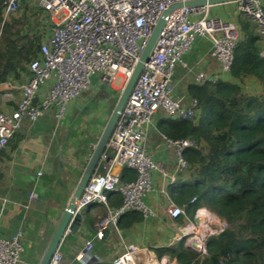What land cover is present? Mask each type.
Returning a JSON list of instances; mask_svg holds the SVG:
<instances>
[{"label":"built area","instance_id":"obj_1","mask_svg":"<svg viewBox=\"0 0 264 264\" xmlns=\"http://www.w3.org/2000/svg\"><path fill=\"white\" fill-rule=\"evenodd\" d=\"M177 1L185 0H3L4 19L15 16L24 2L38 5L49 31L40 43L38 56L28 64L27 79L20 84L6 82L0 86V151L22 129L24 118L33 124L46 112L53 111L58 127L69 103L97 83L114 90L116 79L121 77L123 88L160 14ZM224 4L232 5L233 13L229 16L212 12L214 5L181 7L169 14L105 145L98 168L75 201V212L82 213L93 204H103L107 209L96 224L94 237L85 240L77 250V259L87 258L94 248V239H103L108 228L113 226L118 230V221L125 213L137 211L144 219L157 215L145 202V197L155 191L154 171H159L172 183L176 181L175 175L167 177L166 165L156 162L148 151V127L160 109L177 119H196L197 99L183 103L177 97L174 82L176 67L186 65L185 55L195 39L208 38L210 55L219 63L216 72H200L197 81L215 83L235 81L231 70L241 36V16L256 23L264 36V0H235ZM12 101H16L15 106L11 105ZM165 140L168 146L175 148L177 172L186 171L188 163L183 152L196 142L191 138ZM93 150L85 154V165ZM123 168L135 171L136 178L123 180L120 174ZM42 174L43 170L37 172L35 186L40 184ZM108 193L120 194L122 203L110 205ZM35 196L33 189L29 198ZM167 214L172 219L187 217L185 206L175 203L169 206ZM197 217L196 222L202 220L206 228L197 225L199 230L194 235H199V239L189 241L190 236L186 245L196 247V251L204 255L208 237L223 232L227 222L214 212L210 217L199 212ZM191 225L192 230H188ZM181 228L178 240L191 235L195 225L191 222ZM69 234L71 229L67 227L64 238ZM22 236L20 228L9 237L0 236V264L21 261L25 250ZM110 262L170 264L166 257L157 258L147 244L138 242H124L122 251ZM49 264H65L64 254L57 249Z\"/></svg>","mask_w":264,"mask_h":264},{"label":"trees","instance_id":"obj_2","mask_svg":"<svg viewBox=\"0 0 264 264\" xmlns=\"http://www.w3.org/2000/svg\"><path fill=\"white\" fill-rule=\"evenodd\" d=\"M2 3L0 0V86L27 79L28 64L38 56L44 37L28 29L27 12L4 19ZM240 26L231 70L235 81L196 86V119H177L165 130L170 139L196 142L183 152L188 168L178 172L170 185L171 200L185 206L190 220L206 207L226 221L227 227L208 237L204 255L187 246L184 237L155 248L157 257H168L170 264H264V36L251 20ZM249 80L259 85L258 92L249 91ZM136 175L128 168L121 171L123 180H133ZM108 198L110 205L122 203L120 194L108 193ZM143 221L142 213L130 211L119 219L118 228L130 229ZM83 260L84 264H111L88 257Z\"/></svg>","mask_w":264,"mask_h":264},{"label":"crops","instance_id":"obj_3","mask_svg":"<svg viewBox=\"0 0 264 264\" xmlns=\"http://www.w3.org/2000/svg\"><path fill=\"white\" fill-rule=\"evenodd\" d=\"M212 12L229 16L232 5H214ZM210 48L208 38L197 37L185 55L186 65L176 67L177 97L185 104L194 98L193 90L201 84L197 75L200 72L212 74L219 68L218 61L210 55ZM250 82L258 92L260 87L254 80L248 81V88ZM15 93L18 97L16 90ZM117 96L118 90H109L97 83L92 90L83 92L69 103L58 127L53 111L46 112L33 124L24 118L22 129L0 151V236L9 237L17 229H22L25 250L18 264H38L41 259L85 169V154L98 143ZM10 103L16 105V101ZM175 120L177 118L160 109L148 127L146 146L156 162L166 165L167 177L175 175L177 179L175 148L168 146L165 140L168 138L165 130ZM39 170H43V174L39 177L40 184L35 186ZM153 179L155 191L145 197V202L157 211V215L130 229L117 230L111 226L103 239H94V248L88 258L110 262L122 251L124 242L145 243L152 250V247H165L178 240L182 224L167 214V209L174 203L169 195L173 183L159 171L153 172ZM33 189L36 196L30 199L29 192ZM83 213L78 231L65 236L58 247L64 254L65 264L85 263L76 258L77 250L85 240L94 237L96 224L105 213V205L93 204Z\"/></svg>","mask_w":264,"mask_h":264},{"label":"water","instance_id":"obj_4","mask_svg":"<svg viewBox=\"0 0 264 264\" xmlns=\"http://www.w3.org/2000/svg\"><path fill=\"white\" fill-rule=\"evenodd\" d=\"M235 0H185V1H177L169 5L159 16L156 24L154 25L151 34L146 40L138 61L134 66V69L120 91L112 112L108 118V121L105 125V128L100 136V139L93 150L91 158L86 163L85 169L65 207L63 210L55 229L50 237V240L39 260L38 264H49L54 252L58 249L59 245L64 239V232L67 227L71 229V234H75L80 226L82 225V221L84 218V213L75 212V201L79 199L84 191V188L88 184L90 178L95 173L96 168L99 164L100 156L105 148V145L114 131V128L118 122V119L126 105V102L145 66V63L150 58L151 52L155 46V43L165 26L166 20L169 14L178 8L181 7H200L205 5H218L233 2ZM60 155L63 156V150L60 151Z\"/></svg>","mask_w":264,"mask_h":264},{"label":"rangeland","instance_id":"obj_5","mask_svg":"<svg viewBox=\"0 0 264 264\" xmlns=\"http://www.w3.org/2000/svg\"><path fill=\"white\" fill-rule=\"evenodd\" d=\"M27 5L29 7L28 6L27 7L26 6H22L21 10L15 16L18 17L21 14H23L24 12H27L28 17H29V23H30V27H28V29H30L31 32H33V33H38L40 35H46L48 33V31H49V25H47V24H45L43 22V19L44 18L42 17L41 12L38 10L39 8L37 7L36 4H33V3L27 4ZM232 13H233V9H232ZM239 20H240V23L241 24H242V22H245L246 21V19H244L242 16L239 18ZM122 82H123V79L121 77H118L116 79V81H115V88H114V90H119V92H120V90H122V88H121ZM251 83L252 82H250V88H249L250 90L249 91L250 92H256L257 90H255L254 88H252ZM90 90H92V89H90ZM200 209H202V210L200 211ZM200 209H198L196 211L195 216H194V218L192 220H190L188 217L182 218L181 220H179V223L182 224L183 226H188L191 222H194V225H195L194 232L191 233V235H189L187 237L186 236L184 237L185 243H187V241H188V239H189L190 236H193L196 233V231L199 230L197 228V225L202 226L203 229L206 228L205 226H203V224H202L203 221L202 220L198 219L197 222H196V218H198L197 217L198 213L200 212L201 215L202 214H203V216L204 215H207L208 217H210L211 213H213L210 209H208L206 207H203V208H200ZM195 236H198V238H199V235H195ZM193 248L196 250V247H193ZM152 252L157 257V253L155 251V247H152ZM166 258L168 259V257H166Z\"/></svg>","mask_w":264,"mask_h":264},{"label":"bare ground","instance_id":"obj_6","mask_svg":"<svg viewBox=\"0 0 264 264\" xmlns=\"http://www.w3.org/2000/svg\"><path fill=\"white\" fill-rule=\"evenodd\" d=\"M192 225L188 228V230H192ZM198 240L199 238H198V236H195V235H193L192 237H190V239H189V241H194V240Z\"/></svg>","mask_w":264,"mask_h":264}]
</instances>
